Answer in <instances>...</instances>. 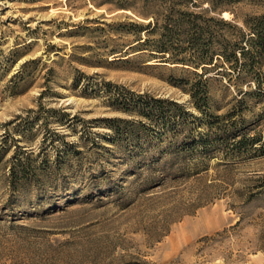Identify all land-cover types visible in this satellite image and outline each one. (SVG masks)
I'll return each instance as SVG.
<instances>
[{
    "label": "rangeland",
    "instance_id": "1",
    "mask_svg": "<svg viewBox=\"0 0 264 264\" xmlns=\"http://www.w3.org/2000/svg\"><path fill=\"white\" fill-rule=\"evenodd\" d=\"M174 9L264 0H0V264H264V94L156 51Z\"/></svg>",
    "mask_w": 264,
    "mask_h": 264
},
{
    "label": "trees",
    "instance_id": "2",
    "mask_svg": "<svg viewBox=\"0 0 264 264\" xmlns=\"http://www.w3.org/2000/svg\"><path fill=\"white\" fill-rule=\"evenodd\" d=\"M161 19L163 23L159 25V21L156 19V23L150 32H158L159 38L156 42L158 44L156 51L163 53V57L169 53L168 48L173 50L179 48V44H177V47H172L174 39L180 41L183 38V40H188L191 44L190 47L192 48L190 49L199 53V60L196 66L211 65L214 63V57L218 55V61L225 65L228 63L232 71L237 72V77L244 73L252 74L256 87L261 94H264V76L257 72L260 59L264 54V14L245 19L244 26L247 30L240 29L233 37L215 34L203 14L174 9L165 17H161ZM210 20L223 25V27L231 26V22L219 21L215 20V18ZM214 44L220 46L218 53L212 51ZM211 52V56L209 57L208 55L207 57V54ZM174 60L173 62L176 63L186 62L185 59ZM208 68L203 66L204 73L208 71ZM203 75V73L199 74V77H203ZM201 92H206L205 87ZM158 102L160 101H155L154 103L156 104L154 105L151 103H145L144 105L152 111L157 108L160 109L159 105H157ZM124 123L128 122L125 121Z\"/></svg>",
    "mask_w": 264,
    "mask_h": 264
}]
</instances>
